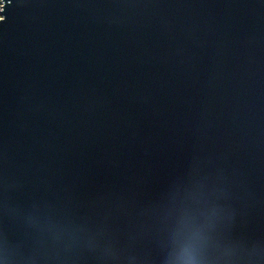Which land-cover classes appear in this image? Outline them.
I'll return each mask as SVG.
<instances>
[{"label":"water","instance_id":"95a60500","mask_svg":"<svg viewBox=\"0 0 264 264\" xmlns=\"http://www.w3.org/2000/svg\"><path fill=\"white\" fill-rule=\"evenodd\" d=\"M0 2V264H264V0Z\"/></svg>","mask_w":264,"mask_h":264},{"label":"built area","instance_id":"2783aa9c","mask_svg":"<svg viewBox=\"0 0 264 264\" xmlns=\"http://www.w3.org/2000/svg\"><path fill=\"white\" fill-rule=\"evenodd\" d=\"M0 9H1V2H0Z\"/></svg>","mask_w":264,"mask_h":264}]
</instances>
